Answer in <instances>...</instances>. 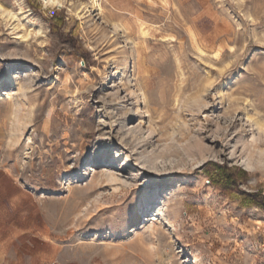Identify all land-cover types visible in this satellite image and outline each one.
<instances>
[{
	"label": "rangeland",
	"instance_id": "obj_1",
	"mask_svg": "<svg viewBox=\"0 0 264 264\" xmlns=\"http://www.w3.org/2000/svg\"><path fill=\"white\" fill-rule=\"evenodd\" d=\"M48 1L0 0V264H264V0Z\"/></svg>",
	"mask_w": 264,
	"mask_h": 264
},
{
	"label": "trees",
	"instance_id": "obj_2",
	"mask_svg": "<svg viewBox=\"0 0 264 264\" xmlns=\"http://www.w3.org/2000/svg\"><path fill=\"white\" fill-rule=\"evenodd\" d=\"M205 168H207L209 172H211L212 170L218 171L219 177H221V179H226V183L224 182L222 184L225 191L231 192L233 191L234 187H237L238 181L236 180V177L233 173H229V168L226 165L219 164L214 161H209L206 163ZM248 195L251 197L252 203H259L264 206V199L260 197V194L258 192H251L248 193Z\"/></svg>",
	"mask_w": 264,
	"mask_h": 264
},
{
	"label": "bare ground",
	"instance_id": "obj_3",
	"mask_svg": "<svg viewBox=\"0 0 264 264\" xmlns=\"http://www.w3.org/2000/svg\"><path fill=\"white\" fill-rule=\"evenodd\" d=\"M47 1V0H46ZM98 1L99 0H96V3L99 5V7H100V4L98 3ZM50 2H61L60 0H49L47 3H50ZM101 9V8H100ZM132 137H135L134 135H132ZM137 140H138V138H137ZM129 143L130 142H127L125 145H129ZM139 143L140 144H142V143H144V140H142V139H140L139 140ZM131 147V146H130ZM244 167L245 168H247L248 170H251V165L250 164H246V165H244ZM151 171H153L154 172V169H151Z\"/></svg>",
	"mask_w": 264,
	"mask_h": 264
}]
</instances>
